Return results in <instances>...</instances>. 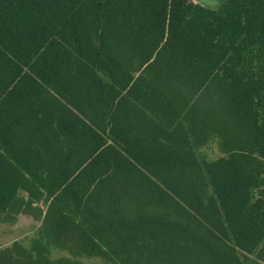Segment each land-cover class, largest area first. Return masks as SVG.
Wrapping results in <instances>:
<instances>
[{
	"label": "trees",
	"instance_id": "obj_1",
	"mask_svg": "<svg viewBox=\"0 0 264 264\" xmlns=\"http://www.w3.org/2000/svg\"><path fill=\"white\" fill-rule=\"evenodd\" d=\"M215 2L0 0V264H264V0Z\"/></svg>",
	"mask_w": 264,
	"mask_h": 264
},
{
	"label": "rangeland",
	"instance_id": "obj_2",
	"mask_svg": "<svg viewBox=\"0 0 264 264\" xmlns=\"http://www.w3.org/2000/svg\"><path fill=\"white\" fill-rule=\"evenodd\" d=\"M195 1H200L203 2L205 4H210V5H214L216 2L215 0H195ZM38 222H36L34 219H32L30 216L24 215L22 214V216H20L19 220L16 221V223L14 224V227H16L17 229H19L18 233L16 234H21L22 233H29L31 232V230H33L34 226L37 225ZM15 228V229H16ZM14 229V230H15ZM13 228L7 227V226H1L0 227V244H6L8 243L13 236H15ZM53 254H57L56 251L53 252ZM83 264H98V262H90L89 260L84 261Z\"/></svg>",
	"mask_w": 264,
	"mask_h": 264
},
{
	"label": "crops",
	"instance_id": "obj_3",
	"mask_svg": "<svg viewBox=\"0 0 264 264\" xmlns=\"http://www.w3.org/2000/svg\"><path fill=\"white\" fill-rule=\"evenodd\" d=\"M20 216H22V214H20V215L18 216L17 221L19 220ZM23 216H24V215H23ZM14 228H16V227H14ZM9 243H10V241H9L8 243H6L5 245H8Z\"/></svg>",
	"mask_w": 264,
	"mask_h": 264
},
{
	"label": "flooded vegetation",
	"instance_id": "obj_4",
	"mask_svg": "<svg viewBox=\"0 0 264 264\" xmlns=\"http://www.w3.org/2000/svg\"><path fill=\"white\" fill-rule=\"evenodd\" d=\"M207 1V0H206ZM209 1V0H208Z\"/></svg>",
	"mask_w": 264,
	"mask_h": 264
}]
</instances>
